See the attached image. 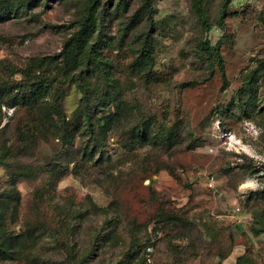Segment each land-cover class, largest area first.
<instances>
[{
	"label": "rangeland",
	"instance_id": "obj_1",
	"mask_svg": "<svg viewBox=\"0 0 264 264\" xmlns=\"http://www.w3.org/2000/svg\"><path fill=\"white\" fill-rule=\"evenodd\" d=\"M10 1L0 264H264V0Z\"/></svg>",
	"mask_w": 264,
	"mask_h": 264
},
{
	"label": "trees",
	"instance_id": "obj_2",
	"mask_svg": "<svg viewBox=\"0 0 264 264\" xmlns=\"http://www.w3.org/2000/svg\"><path fill=\"white\" fill-rule=\"evenodd\" d=\"M22 1H28V0H22ZM122 1V0H121ZM96 2L97 0H88L89 3V10L90 12L88 13V16L86 17L87 22H90L95 18V11H96ZM203 2L204 0H192V8L195 11L198 19L201 21V23L203 24H207V16L205 13V10L203 8ZM230 2V0H223L221 1L220 4V14H219V22L221 21L222 15L225 14V9L226 6L228 5V3ZM15 4L10 1V0H5L2 5L0 6V14L5 15L7 13H9L11 10L14 9ZM81 48H84V45L81 46ZM78 49V47H75V51ZM198 49L205 55L206 60L208 62H212V61H217L220 64V67L222 66V62H221V56L217 51V48L212 46L210 44V41L208 40H203L201 42H199L198 44ZM64 60L68 61L72 56H73V48L72 47H64ZM147 60L149 61V59L147 58ZM52 80L48 79L47 77H44L42 81H40L39 83L35 84L33 87V89L29 90L28 92H24L22 90H18L17 92H15L11 99L12 101L10 102V105L15 104V101H20L24 102L29 98H34V97H38V98H42V97H46L48 95L51 94L50 90L52 91ZM30 99V100H31ZM86 123L89 122L88 117L85 119Z\"/></svg>",
	"mask_w": 264,
	"mask_h": 264
},
{
	"label": "built area",
	"instance_id": "obj_3",
	"mask_svg": "<svg viewBox=\"0 0 264 264\" xmlns=\"http://www.w3.org/2000/svg\"><path fill=\"white\" fill-rule=\"evenodd\" d=\"M207 185H208V187H213V180H212V178H208L207 179Z\"/></svg>",
	"mask_w": 264,
	"mask_h": 264
}]
</instances>
